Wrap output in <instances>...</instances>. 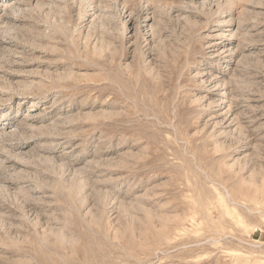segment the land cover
Here are the masks:
<instances>
[{
    "label": "rangeland",
    "instance_id": "374dc122",
    "mask_svg": "<svg viewBox=\"0 0 264 264\" xmlns=\"http://www.w3.org/2000/svg\"><path fill=\"white\" fill-rule=\"evenodd\" d=\"M0 264H264V0H0Z\"/></svg>",
    "mask_w": 264,
    "mask_h": 264
}]
</instances>
